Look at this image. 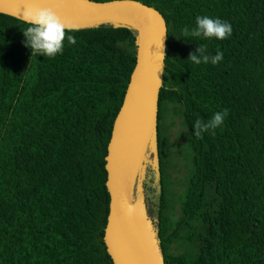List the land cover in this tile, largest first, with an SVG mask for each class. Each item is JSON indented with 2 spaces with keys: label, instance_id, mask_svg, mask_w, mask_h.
Instances as JSON below:
<instances>
[{
  "label": "trees",
  "instance_id": "1",
  "mask_svg": "<svg viewBox=\"0 0 264 264\" xmlns=\"http://www.w3.org/2000/svg\"><path fill=\"white\" fill-rule=\"evenodd\" d=\"M139 1L158 9L169 28L160 179L151 169L145 186L146 197L154 185L157 191L150 202L165 262L264 264V0ZM200 15L230 22L231 37H182ZM27 27L0 13V264H114L103 240L106 156L136 67L137 32L78 29L68 33L75 45L65 40L63 54L47 58L31 57ZM199 45L209 55L223 51V61L193 64L188 57ZM224 109L229 115L214 134L194 135L197 120ZM169 115L187 129L178 221L169 214Z\"/></svg>",
  "mask_w": 264,
  "mask_h": 264
},
{
  "label": "water",
  "instance_id": "2",
  "mask_svg": "<svg viewBox=\"0 0 264 264\" xmlns=\"http://www.w3.org/2000/svg\"><path fill=\"white\" fill-rule=\"evenodd\" d=\"M29 6L51 8L76 29L111 24L137 32V63L106 156L110 211L103 240L114 264H166L142 183L150 162L160 179L158 126L169 38L166 18L139 0H0V13L23 20Z\"/></svg>",
  "mask_w": 264,
  "mask_h": 264
},
{
  "label": "clouds",
  "instance_id": "3",
  "mask_svg": "<svg viewBox=\"0 0 264 264\" xmlns=\"http://www.w3.org/2000/svg\"><path fill=\"white\" fill-rule=\"evenodd\" d=\"M28 27L23 31L24 44L31 50V57L42 55L47 58H55L62 55L65 40L70 45L76 44V38L68 33L75 32L74 26L62 20L51 8L29 6L23 17ZM233 28L230 22L219 17L200 15L195 18V26L191 29L185 28L182 37L203 40H224L231 37ZM224 59V53L217 50L215 55L207 53L206 46H198L196 51L189 54L188 60L195 65L212 64L217 65ZM163 63L161 69H163ZM229 110L215 112L207 121L197 120L194 127V135L202 138L203 134H214L215 130L225 123Z\"/></svg>",
  "mask_w": 264,
  "mask_h": 264
},
{
  "label": "rangeland",
  "instance_id": "4",
  "mask_svg": "<svg viewBox=\"0 0 264 264\" xmlns=\"http://www.w3.org/2000/svg\"><path fill=\"white\" fill-rule=\"evenodd\" d=\"M186 133L187 129L182 122V118L179 116H167L165 122H164V137L166 140H170L168 142V150H173L174 154L170 157L172 164L169 168V175L171 177V180L173 181V194L169 197V214L171 217L176 219L178 221L182 216V209H181V203H182V197L183 192L185 191L186 185H187V175L188 170L186 163L180 159V154L183 156V149H185V143H186ZM178 150L180 151L178 154ZM152 159V155L150 156V161ZM170 161V162H171ZM152 164L150 162L148 166V172L145 175V178L143 179V186L145 188L146 183L149 182V175L153 176L152 172ZM151 181V179H150ZM152 185V184H151ZM155 185L153 186V189L151 190V193H147V203L149 206L148 214L150 215V218L154 221L157 218L153 208L154 206H151V198L153 195L155 196L156 190L154 189ZM149 191V190H148ZM155 198V197H154ZM156 226V224H155ZM156 228H158L156 226ZM173 250L175 252L182 251L181 247L179 245H175Z\"/></svg>",
  "mask_w": 264,
  "mask_h": 264
}]
</instances>
